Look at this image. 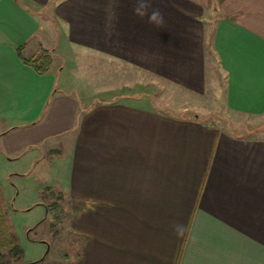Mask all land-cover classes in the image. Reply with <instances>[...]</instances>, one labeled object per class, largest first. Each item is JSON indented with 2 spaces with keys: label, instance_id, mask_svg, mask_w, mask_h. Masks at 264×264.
<instances>
[{
  "label": "crops",
  "instance_id": "1",
  "mask_svg": "<svg viewBox=\"0 0 264 264\" xmlns=\"http://www.w3.org/2000/svg\"><path fill=\"white\" fill-rule=\"evenodd\" d=\"M151 2L159 27L135 0H0V154L28 203L68 206L73 264H264V135L160 87L263 117L264 0ZM46 50L47 71L26 62Z\"/></svg>",
  "mask_w": 264,
  "mask_h": 264
},
{
  "label": "rangeland",
  "instance_id": "2",
  "mask_svg": "<svg viewBox=\"0 0 264 264\" xmlns=\"http://www.w3.org/2000/svg\"><path fill=\"white\" fill-rule=\"evenodd\" d=\"M160 87L163 100L168 101V105L179 106L174 111L180 112L186 105L192 106L188 111L192 114L196 112L194 109L203 113L201 109L205 108L206 114L201 115H207V121L214 125L236 133L255 131V135H264V116L252 118L232 113L217 97L194 96L165 82L161 83ZM18 161L0 154V240L1 252L6 254L5 262L15 261L13 253L10 252L12 246L9 241L12 240L11 244L16 243L22 249L20 261L30 262L43 257L50 243L52 248L46 256V262L42 260L37 264H73L80 243L77 235L68 229V220L62 217L63 213L67 215L68 206L55 198L58 203H50V210L47 212L48 208L44 210L40 204L28 203L36 193V188L33 176L24 173V165ZM56 234L58 239L55 238Z\"/></svg>",
  "mask_w": 264,
  "mask_h": 264
},
{
  "label": "clouds",
  "instance_id": "3",
  "mask_svg": "<svg viewBox=\"0 0 264 264\" xmlns=\"http://www.w3.org/2000/svg\"><path fill=\"white\" fill-rule=\"evenodd\" d=\"M133 14L141 19L147 17V22L157 27L164 23L163 13L159 8L152 7L151 0H135ZM172 228L177 239L184 237L188 231V226L178 222H173Z\"/></svg>",
  "mask_w": 264,
  "mask_h": 264
},
{
  "label": "trees",
  "instance_id": "4",
  "mask_svg": "<svg viewBox=\"0 0 264 264\" xmlns=\"http://www.w3.org/2000/svg\"><path fill=\"white\" fill-rule=\"evenodd\" d=\"M52 60H53L52 53L50 51L46 50L43 53H41L38 57L26 60V62L33 64L38 69V71L45 72L50 68V65L52 64ZM53 204L55 205L56 203H53ZM49 206H51V205H47L48 209L50 210ZM11 242H12V240L9 241V245L12 246V248L10 249V252L13 253L15 261L12 263H6L5 262L6 254L1 252V248H2V243H1V245H0V262L2 264H37V263L41 262L45 258V256L47 255V253H46V255H44L43 257H41L37 260L30 261V262L20 261L19 256L22 252V249L16 243L11 244Z\"/></svg>",
  "mask_w": 264,
  "mask_h": 264
},
{
  "label": "water",
  "instance_id": "5",
  "mask_svg": "<svg viewBox=\"0 0 264 264\" xmlns=\"http://www.w3.org/2000/svg\"><path fill=\"white\" fill-rule=\"evenodd\" d=\"M48 250H49V248H48ZM48 250H47V252H48ZM45 255H46V253H45Z\"/></svg>",
  "mask_w": 264,
  "mask_h": 264
}]
</instances>
